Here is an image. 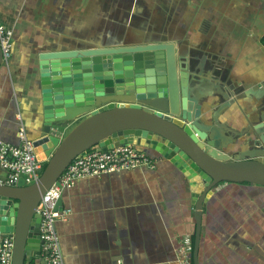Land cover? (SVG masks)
I'll use <instances>...</instances> for the list:
<instances>
[{"label": "crops", "instance_id": "1", "mask_svg": "<svg viewBox=\"0 0 264 264\" xmlns=\"http://www.w3.org/2000/svg\"><path fill=\"white\" fill-rule=\"evenodd\" d=\"M0 22L13 32L11 57L0 68L5 142H20V126L29 138L40 134L39 54L52 50L174 41L193 65L205 57L202 87L214 91L221 82L237 92L222 122L239 130L244 115L257 120L264 111V99L244 93L264 87V0H0ZM209 100L221 99L201 102L208 114ZM146 153L156 159L152 168L82 177L63 189L71 213L55 229L64 264H193L192 249L181 250L195 231L188 180L168 159ZM6 175L0 166V178ZM198 262L264 264L263 185L221 181L213 188L202 210Z\"/></svg>", "mask_w": 264, "mask_h": 264}, {"label": "water", "instance_id": "2", "mask_svg": "<svg viewBox=\"0 0 264 264\" xmlns=\"http://www.w3.org/2000/svg\"><path fill=\"white\" fill-rule=\"evenodd\" d=\"M2 58L0 47V68ZM199 60L193 65L166 40L39 54L43 120L32 139L44 167L30 184L23 177L0 182V235L12 237L11 264L39 257L37 206L72 159L95 145L108 151L123 144L157 152L187 178L195 218L192 262L199 264L202 210L213 188L221 181L264 186V111L257 120L244 115L239 130L222 122L219 116L231 96L237 101V92L219 81L214 91L202 87L208 78L201 77L205 57ZM244 93L264 99L261 86ZM214 96L221 101L209 100L210 113H204L201 102ZM74 120L69 131L57 134ZM59 205L61 197L55 208Z\"/></svg>", "mask_w": 264, "mask_h": 264}, {"label": "built area", "instance_id": "3", "mask_svg": "<svg viewBox=\"0 0 264 264\" xmlns=\"http://www.w3.org/2000/svg\"><path fill=\"white\" fill-rule=\"evenodd\" d=\"M12 29L0 22V47L3 64H7L12 53ZM19 143L11 144L0 139V166L7 170V175L0 182L14 183L23 177L25 184L37 180L43 169L44 161L37 158L33 139L27 137L23 126L18 130ZM155 158L131 144L115 146L108 151L92 146L78 155L66 166L59 176L58 184L52 185L43 194L37 211L41 215L39 226L40 255L39 264H64L59 246V236L55 229L57 220H66L71 208L56 202L63 189L73 186L79 178L97 176L103 173L132 169L141 166L154 167ZM181 250L192 249L190 236L183 238ZM13 240L7 234L0 235V264H11Z\"/></svg>", "mask_w": 264, "mask_h": 264}, {"label": "trees", "instance_id": "4", "mask_svg": "<svg viewBox=\"0 0 264 264\" xmlns=\"http://www.w3.org/2000/svg\"><path fill=\"white\" fill-rule=\"evenodd\" d=\"M43 167H44V165H43ZM193 239H194V234H192V236H191L192 243H193Z\"/></svg>", "mask_w": 264, "mask_h": 264}]
</instances>
